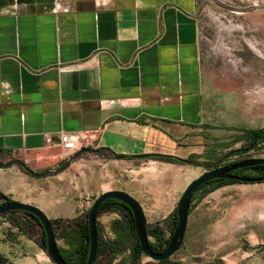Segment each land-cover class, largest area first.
Segmentation results:
<instances>
[{"label": "crops", "instance_id": "obj_1", "mask_svg": "<svg viewBox=\"0 0 264 264\" xmlns=\"http://www.w3.org/2000/svg\"><path fill=\"white\" fill-rule=\"evenodd\" d=\"M196 10V0H0V163L13 162L0 172L35 181L25 169L39 174L64 163L59 138L66 134L89 138L76 159L92 156L97 195L117 190L120 180L152 182L143 189L151 192L180 184L187 163L135 157L199 159L209 130L247 123L240 114L226 119L225 111L239 108L228 101L238 94L202 73ZM79 167L86 180L89 167ZM70 168L69 183L78 167ZM62 174L53 175L64 184ZM43 188L38 203L47 195ZM29 195L19 201L31 203ZM61 195L73 205L49 220L82 214ZM20 220L36 242L28 234L6 241L1 230L10 225L3 221L0 256L12 264H52L40 248V227Z\"/></svg>", "mask_w": 264, "mask_h": 264}, {"label": "rangeland", "instance_id": "obj_2", "mask_svg": "<svg viewBox=\"0 0 264 264\" xmlns=\"http://www.w3.org/2000/svg\"><path fill=\"white\" fill-rule=\"evenodd\" d=\"M196 1L202 73L218 89L238 94V99L228 101L239 105V108L225 111L226 119L234 120L240 114V118L247 119V123L235 127L219 124L209 130L203 153L199 159H191L193 163L185 164L187 166L180 184H165L156 192H151L155 189H143L152 182L126 183L120 180L114 183L117 190L126 192L141 205L148 224L168 221L185 187L205 172L204 164L211 161L224 164L244 157L264 158V146L245 155L230 154L243 145L238 141L243 132L264 127V0ZM204 154H208V159H205L207 156ZM90 156L78 157L79 160L73 161L78 168L73 170L70 183L67 173L72 169L70 165L73 162L61 172L60 165L51 171H43L50 176L38 177L32 182L7 169L0 172V192L14 198L16 202H20L30 192L31 203L24 204L38 208L46 216L51 212L65 211L62 208L64 205L72 207L73 204L67 198L60 196L67 194L85 212L98 196L97 189L101 183L95 172L97 166L92 163L93 158L91 156L90 159ZM79 165L82 168L83 165L88 166L91 171L86 180L80 181ZM62 172L64 184L53 175ZM40 186H44V195H47L38 203L37 188ZM86 190L91 192L90 196L84 194ZM160 194L164 197H159ZM200 195L201 192L196 194L197 200L192 203L187 216L182 247L170 259L183 264H264V182L234 184L222 187L204 198H200ZM53 198L57 202L54 203ZM108 217L101 213L98 227L101 235L111 238ZM3 221L0 218V224ZM1 231L3 235L11 232L10 228ZM30 240L36 242L32 238ZM149 240L153 241L151 238ZM119 259L111 264H118ZM98 264H107L106 258L99 259ZM138 264L155 263L143 255Z\"/></svg>", "mask_w": 264, "mask_h": 264}, {"label": "trees", "instance_id": "obj_3", "mask_svg": "<svg viewBox=\"0 0 264 264\" xmlns=\"http://www.w3.org/2000/svg\"><path fill=\"white\" fill-rule=\"evenodd\" d=\"M208 140V138H207ZM238 141L242 142L243 145L232 151L230 154L233 156L245 155L255 149H258L264 146V127L257 129H249L242 133ZM82 151L78 153H82ZM96 153L103 152L101 149L95 151ZM205 159H208V154H204ZM125 158V157H119ZM150 159L164 161L168 163H181V160L175 157H161L156 155H150ZM247 158H237L229 163L219 164L215 161H211L207 164H204L205 171L215 168L216 166L222 165H231L239 163ZM188 161L193 163V160L188 159ZM13 164L12 161L2 164V168H7ZM65 164L62 163L60 166ZM18 165L24 167L23 164L18 163ZM199 165V164H197ZM26 172L27 169H25ZM233 175L244 178H264V165H255L252 167L238 169L235 172H232ZM261 183V182H258ZM234 184H240V182L235 180L227 179H217L211 180L200 187H198L192 194L190 206L188 210V215L190 214L192 203L197 200L195 197L198 192H201L200 198H204L209 194L215 192L216 190L225 187L231 186ZM247 184V183H242ZM11 201V199L0 192V205ZM89 210V209H88ZM88 210L82 212L76 218L73 219H54L49 220L53 229L55 240L61 241L64 247L57 245L58 250L67 264H83L86 261L88 255V225L86 216ZM101 213L106 215L116 214L119 216V219H114L109 222V232L112 235L111 238H106L100 234L98 227V219ZM20 217H28L38 224V221L30 216L29 214L21 211H10L3 215H0V218L4 219V222H7L10 225V231L15 229V233L8 232L4 236L6 241H11L13 235L19 234H28L29 239H35L33 236V231L26 227V224L23 220H20ZM177 222L176 217V207L174 208L172 214L170 215L168 221H163L162 224L156 222L154 224H148L146 227V234L148 238H151L153 241L149 240V245L151 249L155 252H163L167 246L168 240L173 233ZM21 224V225H20ZM96 226H97V251L96 258L93 264H98L99 259L106 258L107 264H111L114 260L120 257L118 264H138L140 258L143 254L140 251V246L138 244L134 221L131 215L130 210L123 204L115 200H106L98 208L96 215ZM41 238H40V248L45 251V237L40 227ZM168 232V234H167ZM7 236V237H6ZM182 245L180 246V248ZM179 248V249H180ZM178 249V250H179ZM171 258V257H170ZM166 259L163 261H153L155 264H183L178 261H173L172 259ZM0 264H12L7 259L0 256Z\"/></svg>", "mask_w": 264, "mask_h": 264}, {"label": "water", "instance_id": "obj_4", "mask_svg": "<svg viewBox=\"0 0 264 264\" xmlns=\"http://www.w3.org/2000/svg\"><path fill=\"white\" fill-rule=\"evenodd\" d=\"M86 150V149H85ZM87 151V150H86ZM79 153H75L70 158H68L65 164L61 167L60 172L65 170L78 156ZM115 158H119L115 156ZM135 158H149V155L136 156ZM183 163L190 164L188 160H181ZM255 165H264V158H250L245 159L239 163L231 165H222L217 168H213L203 172L197 178L193 179L183 190L181 197L176 206V217L177 222L173 233L171 234L167 246L163 252H155L151 249L149 245V238L146 234L147 221L144 215L143 208L141 205L129 194L121 190H110L98 195L93 203L91 204L86 220L88 225V255L86 261L83 264H93L96 258L97 251V226H96V215L99 206L106 200H115L123 205H125L131 212L135 234L140 246L141 253L148 257L152 261H163L170 258L183 243L184 235L187 226V216L190 206V201L194 191L201 185L217 179H227L235 180L240 183H258L264 182V178H244L233 175L232 172L238 169L252 167ZM28 173L33 177H43L48 175V172L34 173L27 169ZM10 211H21L29 214L38 221V224L42 228L43 235L45 237V253L52 262V264H67L57 247V242L54 237L53 229L47 216L38 208L16 202L9 201L0 205V215H3Z\"/></svg>", "mask_w": 264, "mask_h": 264}, {"label": "built area", "instance_id": "obj_5", "mask_svg": "<svg viewBox=\"0 0 264 264\" xmlns=\"http://www.w3.org/2000/svg\"><path fill=\"white\" fill-rule=\"evenodd\" d=\"M59 147L64 160H67L75 153L89 149V138L80 135L68 136L61 135L59 138Z\"/></svg>", "mask_w": 264, "mask_h": 264}, {"label": "flooded vegetation", "instance_id": "obj_6", "mask_svg": "<svg viewBox=\"0 0 264 264\" xmlns=\"http://www.w3.org/2000/svg\"><path fill=\"white\" fill-rule=\"evenodd\" d=\"M66 162V161H65ZM217 167H219V166H216L215 168H217Z\"/></svg>", "mask_w": 264, "mask_h": 264}]
</instances>
